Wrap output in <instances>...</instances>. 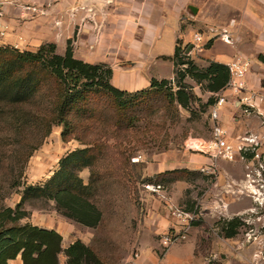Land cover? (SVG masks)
Masks as SVG:
<instances>
[{
    "label": "rangeland",
    "instance_id": "374dc122",
    "mask_svg": "<svg viewBox=\"0 0 264 264\" xmlns=\"http://www.w3.org/2000/svg\"><path fill=\"white\" fill-rule=\"evenodd\" d=\"M27 4L34 3L28 1ZM37 7L44 9L41 5ZM30 12L31 17L41 14ZM68 40L71 44V39ZM55 47L57 49L56 44ZM65 49L61 53L55 51L64 54ZM6 58L5 54H0L1 61ZM189 81L187 78V84L193 87ZM197 92L201 102L192 103L189 109L175 104L157 107L143 120L134 123L135 128L119 130L109 110L111 99L92 91L90 104H77L67 116V127L73 129L69 140L61 136L64 125L54 120L51 101L42 100L40 93H36L39 100L30 99L22 105L0 104V207H14L22 199L27 185L43 184L59 167L61 157L72 149L88 146L75 136L89 142L100 138L110 145L117 141L128 148L126 162L118 156L112 164L109 154L97 150L99 157L93 166L81 170L72 165L68 168L83 182L86 179L85 183H90V198L104 211L91 244L108 264H264V204L258 206L247 196L220 194L226 179L222 184L221 180L217 182V177L220 174L239 176L228 165L241 164L222 160L217 161L215 181L204 180L198 169H190L183 174L184 179L174 181V184L158 179L156 174L150 177L167 184L176 206L197 214L186 239L171 245L166 252L161 251L160 234L167 229L159 233L156 228H160L162 217L170 220L171 216L156 194L141 187L146 178L145 166L164 152H171L173 157L182 152L198 153L195 148L186 150L185 141L208 138L211 122L209 107L202 105L208 93L201 89ZM102 110L111 117L101 114ZM233 122L234 117L229 114L228 124ZM195 142H192L194 146L198 140ZM21 207L29 212L30 220H54L58 216L66 226L72 224L67 220L69 218L56 211L52 200L27 193ZM232 217H239L244 225L234 237L225 238L217 222Z\"/></svg>",
    "mask_w": 264,
    "mask_h": 264
},
{
    "label": "crops",
    "instance_id": "0c3cea01",
    "mask_svg": "<svg viewBox=\"0 0 264 264\" xmlns=\"http://www.w3.org/2000/svg\"><path fill=\"white\" fill-rule=\"evenodd\" d=\"M28 1L43 6L44 9L41 8L43 12L31 17L30 11H25L19 6L6 5L4 21L8 27L5 34L0 36V45L35 50L43 42L50 41L56 44V50L61 53L65 49L66 41L71 39L73 55L76 58L89 63H107L112 68L110 78L112 85L121 90L136 91L149 87L152 78L172 79L175 69L172 56L176 45L186 50L192 43L193 47L189 55L200 67L206 66L208 61L227 64L236 56L249 58L251 65L246 76L247 87L253 91H264L261 86L264 80V62L258 59L259 54L264 55V0H24L23 2L28 3ZM208 28L226 29L231 41L225 42L218 36L210 39L208 34L211 33L206 32ZM198 32L204 34L200 41L194 38V34ZM209 41L211 44L206 47ZM189 82L193 85L194 93L198 95L199 86L191 79ZM204 93H208V97L212 94L208 91ZM262 111L264 113V108ZM229 114L235 121L230 124H228ZM236 115L229 106L220 114L221 123L231 135L245 130L259 129L256 118H242ZM190 139L185 141V148L188 151ZM172 155L171 152H164L154 158V162H148L145 166L146 178L167 170L198 169L209 164L208 156L201 152H182L177 157ZM228 166L240 175L220 174L217 182L221 180L224 184L227 176L234 179L243 177L242 163ZM203 179L215 181V177L210 179L203 177ZM100 209L103 220L104 211ZM53 219L35 221L26 216L20 219V223H31L56 230L62 235L64 249L77 239L90 245L94 241L95 229L100 226L99 224L97 227H88L70 219L67 220L72 224L66 226L58 216ZM175 223L172 218L168 220L162 217L160 228H156V231L171 230L176 227ZM58 262L66 264V255L63 252L58 255ZM8 264H22L20 256L9 259Z\"/></svg>",
    "mask_w": 264,
    "mask_h": 264
},
{
    "label": "trees",
    "instance_id": "16d2710c",
    "mask_svg": "<svg viewBox=\"0 0 264 264\" xmlns=\"http://www.w3.org/2000/svg\"><path fill=\"white\" fill-rule=\"evenodd\" d=\"M210 44L209 41L205 46ZM55 50L52 42L42 43L36 51L0 45V54L7 56L5 61L0 60V104L10 107L18 106L19 103L22 105L30 99L39 100L36 93H40L42 100L51 101L52 111L55 112L54 120L63 123L61 136L64 140L72 138L70 134L73 129L67 127V116L77 104H90L89 95L92 91L101 92L111 99L109 110L112 111L115 127L127 130L135 128L134 123L143 120L154 108L175 104L189 109L192 103L201 102L192 86L187 84V78L197 84L201 91L212 93L202 102L204 107L214 103L215 93L223 90L229 78L226 64L208 61L206 66L200 67L190 55L184 53V47L176 45L172 56L175 66L172 79L152 78L149 87L126 91L112 85V68L107 63H89L74 57L70 40L64 54ZM258 59L264 62V55L259 54ZM261 86L264 89V80ZM1 109L0 106V111ZM84 111L87 112L86 109ZM100 112L111 117L105 110ZM75 138L88 146L72 149L61 157L59 167L43 184L27 185L22 199L14 207H0V264H8V260L17 255L22 264H59L58 255L61 252L66 255V264H108L92 244L87 245L77 239L64 249L62 235L56 230L20 223V219L29 214L21 207L27 193L54 201L56 211L79 224L97 227L102 223V211L90 198V183H84L68 168L72 165L74 169L81 170L93 166L98 160L99 151L107 153V156L109 154L112 164L116 163L118 156L126 162L125 155L129 151L117 141L110 145L100 138L92 142L80 136ZM188 172L187 169H173L160 172L155 177L169 184L184 179L183 174ZM198 173L207 179L212 177L199 170ZM143 181L158 182L150 177ZM217 224L222 236L231 238L238 233L244 221L239 217H232L219 220Z\"/></svg>",
    "mask_w": 264,
    "mask_h": 264
},
{
    "label": "built area",
    "instance_id": "2783aa9c",
    "mask_svg": "<svg viewBox=\"0 0 264 264\" xmlns=\"http://www.w3.org/2000/svg\"><path fill=\"white\" fill-rule=\"evenodd\" d=\"M24 0H0V36L7 30L4 21V7L6 5L20 6L23 10L29 9L33 13H42L34 4L28 5ZM211 33L208 37H220L225 42L231 41V36L226 29L208 28ZM204 36L203 32L194 34L196 41ZM17 47V46H15ZM184 53L189 55V52ZM229 71L228 81L223 91L215 94L216 98L209 106L208 117L210 124V135L208 138H192V142L198 140V144L189 142V148L198 149L208 156L209 164L198 168L204 174L214 177L217 169V161L223 159L228 162H241L244 167V175L240 179L227 176L221 194L232 196L250 197L255 204H264V91H253L247 87V73L251 65L249 58L236 56L227 64ZM229 106L236 116L242 118H256L259 129L245 130L231 135L220 120V114L225 107ZM195 140V141H194ZM196 143V142H195ZM132 161H137L132 158ZM141 187L156 194L163 202L171 218L176 221V227L160 234L161 251L166 252L175 243L181 242L188 236L191 224L197 218L194 211L179 208L174 204L167 186L158 182H142ZM256 206V205H255ZM264 226V225H263ZM137 255V254H136Z\"/></svg>",
    "mask_w": 264,
    "mask_h": 264
},
{
    "label": "water",
    "instance_id": "95a60500",
    "mask_svg": "<svg viewBox=\"0 0 264 264\" xmlns=\"http://www.w3.org/2000/svg\"><path fill=\"white\" fill-rule=\"evenodd\" d=\"M192 47H193V44L192 43H190L188 46H187V48H186V52H189L191 49H192Z\"/></svg>",
    "mask_w": 264,
    "mask_h": 264
},
{
    "label": "bare ground",
    "instance_id": "6f19581e",
    "mask_svg": "<svg viewBox=\"0 0 264 264\" xmlns=\"http://www.w3.org/2000/svg\"><path fill=\"white\" fill-rule=\"evenodd\" d=\"M189 144V143H188Z\"/></svg>",
    "mask_w": 264,
    "mask_h": 264
}]
</instances>
